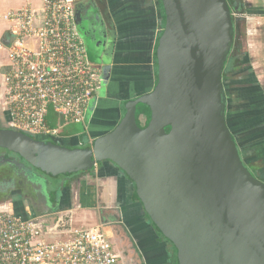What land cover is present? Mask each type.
I'll return each mask as SVG.
<instances>
[{
  "label": "water",
  "instance_id": "obj_1",
  "mask_svg": "<svg viewBox=\"0 0 264 264\" xmlns=\"http://www.w3.org/2000/svg\"><path fill=\"white\" fill-rule=\"evenodd\" d=\"M157 4L164 12L157 83L126 101L113 131L83 147L79 138L37 139L5 121L0 149L44 173L51 187L97 166L112 169L173 245L177 264H264V182L244 163L226 122L222 74L235 40L233 11L228 0ZM139 105L148 107L149 122L137 116ZM56 207L32 220L50 239L73 230L69 210Z\"/></svg>",
  "mask_w": 264,
  "mask_h": 264
},
{
  "label": "built area",
  "instance_id": "obj_2",
  "mask_svg": "<svg viewBox=\"0 0 264 264\" xmlns=\"http://www.w3.org/2000/svg\"><path fill=\"white\" fill-rule=\"evenodd\" d=\"M77 0H41L1 15L0 105L11 129L57 137L50 111L83 124L101 85L76 23ZM264 5V0H262ZM0 264H118L100 228H73L50 239L32 221L0 212Z\"/></svg>",
  "mask_w": 264,
  "mask_h": 264
},
{
  "label": "flooded vegetation",
  "instance_id": "obj_3",
  "mask_svg": "<svg viewBox=\"0 0 264 264\" xmlns=\"http://www.w3.org/2000/svg\"><path fill=\"white\" fill-rule=\"evenodd\" d=\"M77 3L78 0L76 5L81 6L79 8L82 17L80 28L83 29V33H80V36L84 39L87 49L94 57V60L98 61L95 57L99 56V54L104 60L103 65H101V62L98 65L101 66V83L103 84L104 82V85L107 86V94L106 97H95L96 103L93 107L95 117L92 124L94 126L99 124V120L103 118L102 121L105 122L102 130H107L105 133L107 134L113 131L123 118L121 108L116 105L118 100L116 97L126 96L119 90L133 85L131 84L133 72L126 66H120L119 62L113 65V62L107 61H111V55L114 53L115 47L112 45L113 39L111 40L113 35L108 29L111 27V22L103 18L101 11L103 0H86V2L83 0V3ZM160 9L162 13L160 14L163 16L162 5H160ZM231 9L234 18L235 40L222 74L226 97V122L235 138L244 163L253 175L264 182V85L255 76L247 52L244 49V13H237L233 8ZM163 24L164 19L162 17L159 37L164 29ZM98 65L97 67H99ZM138 69L143 71V73H147L148 66L142 65ZM153 69L156 76L155 82L157 83V62H153ZM135 82L139 83V81ZM147 92L144 91L137 97ZM5 121L7 119L0 105V126ZM140 125L143 126L141 123ZM100 132L101 130L98 131V133ZM89 142L90 137L88 135H80L79 143L83 147H87L85 145L89 144ZM4 157L7 158L6 161L3 159ZM97 167L101 168L100 166ZM87 173L90 172L75 174L71 176L72 179L70 177H60V180L57 181V187L52 189L48 176L25 164L14 154L0 149V212L14 213L27 220H36L39 216L48 213L49 206H54L50 199H55L54 196H57L62 186L66 187L68 184L76 183L83 174ZM115 178L119 180L121 177L116 175ZM129 185L132 190L130 183ZM133 202L135 203L136 217L148 224L147 232L151 234L150 237L159 240V243L163 241L164 247L172 249V254H168V258L163 264H176L177 258L176 252L173 254V251H175L173 245L152 228L148 217L143 213L142 207H140L138 202ZM89 210L90 212L92 211L91 215L93 218L100 224L99 227L108 235L118 264H126L127 260H129L126 252L128 250L132 251L131 247H129L131 246V239L128 232L118 222V214L113 210L104 211L97 208L94 209L95 211L91 208Z\"/></svg>",
  "mask_w": 264,
  "mask_h": 264
},
{
  "label": "crops",
  "instance_id": "obj_4",
  "mask_svg": "<svg viewBox=\"0 0 264 264\" xmlns=\"http://www.w3.org/2000/svg\"><path fill=\"white\" fill-rule=\"evenodd\" d=\"M40 1L0 0V18L8 10L19 8L26 4L38 6ZM242 1L246 10L243 14L245 19L243 32L245 37L244 49L247 52L255 76L264 85V5L262 0ZM101 5H103L101 6L103 18L111 22V27L108 29L113 35L111 37L113 39L112 45L115 47L110 62H113V65L119 62L120 66H126L133 72V81L131 82L133 85L129 84L131 85L130 87L128 86L126 89L123 87L119 90L126 96L116 97L118 98L116 105L121 108L124 115V107L129 98L137 97L144 91L149 92L153 85L155 86L156 84L153 62H157L155 52L163 16H161L162 13L160 14L157 0H103ZM5 27L0 20V36L4 34ZM82 41L85 44L84 39ZM87 56L93 65H98V61L94 60L88 49ZM142 65L148 66L147 73H143V71L138 69ZM98 66L101 68L100 65ZM135 81H139V83ZM104 84L101 83L95 93V97H106L107 86ZM95 97L89 106L83 124H68L64 122L61 116L50 111L46 118V125L51 129L58 130L57 138H79L80 135H88L90 137L89 144L93 143L94 137L101 136L107 132V130H102L105 122L102 121L103 118L99 120V124L95 126L92 124L95 117L93 112V107L96 103ZM100 130L101 132L98 133ZM115 174L108 167H96L94 171L83 174L76 183L68 184L66 187L62 186L57 196H54L55 199H50V202L54 206L58 205L56 207L57 210H69L67 212L71 214L70 219L73 228L80 226L85 228L99 227L100 224L93 218L91 215L92 211L90 212L89 208L93 210L97 208L104 211L113 210L118 214V222L128 232L131 239V246L129 247H131L132 251L128 250L126 252L129 258L126 264H163L167 260L168 254H172V249L164 247L163 241L159 243V240L150 237L151 234L147 232L148 224L136 217L137 213L133 202L136 200L131 195L133 191L129 182L123 177L119 178V180L116 179ZM65 224L62 221L59 227L62 228ZM173 254H175V251H173Z\"/></svg>",
  "mask_w": 264,
  "mask_h": 264
},
{
  "label": "trees",
  "instance_id": "obj_5",
  "mask_svg": "<svg viewBox=\"0 0 264 264\" xmlns=\"http://www.w3.org/2000/svg\"><path fill=\"white\" fill-rule=\"evenodd\" d=\"M228 2H229L230 7L233 8V10L237 11V13H244V12H246L242 0H228ZM145 113L148 116V122H149V120H150V111H149L148 107L147 106H144V105H139L138 112H137V116L140 115V114H145ZM169 130H170L169 128L166 129L167 132ZM46 137H48V136H46ZM35 138H37V139H43L44 136L43 137H35ZM74 175L75 174H73V175H67L65 177H70L71 178V176H74ZM176 264H177V261H176Z\"/></svg>",
  "mask_w": 264,
  "mask_h": 264
},
{
  "label": "rangeland",
  "instance_id": "obj_6",
  "mask_svg": "<svg viewBox=\"0 0 264 264\" xmlns=\"http://www.w3.org/2000/svg\"><path fill=\"white\" fill-rule=\"evenodd\" d=\"M85 1V0H84ZM81 3H83V0H78V3L77 4H81ZM3 9V8H2ZM5 9V8H4ZM92 51V50H91ZM90 52V51H89ZM90 55H92L91 53H90ZM96 66V65H95ZM49 189V188H48ZM50 189H51V187H50ZM52 189H54V187H52ZM80 227H82V226H80ZM80 227H78V228H80ZM82 228H85V227H82ZM87 228V227H86Z\"/></svg>",
  "mask_w": 264,
  "mask_h": 264
}]
</instances>
